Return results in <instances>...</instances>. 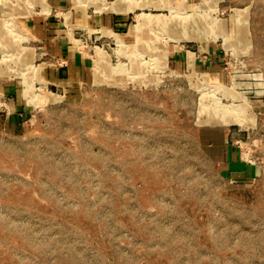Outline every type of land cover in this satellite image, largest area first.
<instances>
[{"label": "rangeland", "instance_id": "374dc122", "mask_svg": "<svg viewBox=\"0 0 264 264\" xmlns=\"http://www.w3.org/2000/svg\"><path fill=\"white\" fill-rule=\"evenodd\" d=\"M81 1L33 0L18 15L0 1V23L19 27L10 59L0 51V111L26 110L0 121V264H264V0ZM119 2L134 9L111 12ZM75 9L128 19L80 27ZM48 14L91 64L66 91L45 78L44 42L19 25ZM34 69L40 80L23 89ZM245 78L247 89L235 83ZM223 132L259 168L255 182L221 173L209 138Z\"/></svg>", "mask_w": 264, "mask_h": 264}, {"label": "crops", "instance_id": "0c3cea01", "mask_svg": "<svg viewBox=\"0 0 264 264\" xmlns=\"http://www.w3.org/2000/svg\"><path fill=\"white\" fill-rule=\"evenodd\" d=\"M8 1L10 2L11 0H6V2ZM15 1L16 4L13 5L11 3L8 9L16 12V15H18V11L26 12L33 7H27L30 2V5H32L33 0H14V2ZM81 2H83V0ZM20 3L22 4L19 5ZM54 5V2H51V13L53 12V8H55ZM110 7L112 8L111 12L120 14L130 13V11L134 9H132L127 2H119L117 7ZM141 7L142 6L139 4L136 9H140ZM83 13L86 15L84 11L75 9V25L80 27L105 26L108 28L111 27L120 30L124 29L128 19L127 15L102 14L95 15L92 19L89 20L90 16L88 15L87 17H84ZM19 25L25 27L28 30V33L36 40L44 42L45 47L49 51V54H52V68L49 69L45 78L47 81H52V85L54 87L61 88L66 91L81 84L85 80H89L92 78L89 73V68L91 64L86 60L84 56L80 54L76 44L72 42L68 31L63 27V23L56 18V14H48L44 17L31 16L29 19L21 18L19 20ZM14 28L16 31L19 28L16 23H0V51H3L4 53L7 52L3 54L4 57L8 59H10L11 56L8 54L12 46V43L10 41L11 29ZM20 31L21 33H23L21 28ZM208 53V55L215 60V58L217 57L215 50L209 49ZM168 62L169 66L174 70H181L183 68V65L186 64L187 59L185 58V56L181 55V52L179 50H174L168 57ZM196 64L197 62L195 61L196 69L198 67L210 68V66H207L206 63H204L205 65L198 64V66ZM33 73L34 77L28 79V81L24 83L25 86H23V89L27 86H30L32 88L31 83L33 82V80H40L38 74H36L37 70L34 69ZM47 81L43 80L42 82L48 84ZM250 82L251 81H248L246 78L241 80L239 79L238 81L235 80V83H245L243 89H247V87H249ZM9 87V85L5 86V88H3V91H8ZM243 94L251 101L253 106L256 108V111H261L259 109L262 107L263 104H260L259 101L258 103L252 102L253 99L249 97L248 92L244 91ZM5 103H3L2 105L4 107V110L2 112L0 111V121H2V123L4 122L6 124H9L10 126L17 125L23 119L24 115H26V110L21 106V104H18V102H13L10 104L6 101ZM229 138H231V136L224 135V132L222 134H218L217 138H213V141L211 138H209V140H211V143L217 141V143L220 145L218 150H212V153L213 159L219 166L221 173L223 175H226L229 180L233 181L236 184L249 185L255 182L260 173L259 168L253 163L243 160L241 158V153L239 149L235 147L234 144L230 143L231 140Z\"/></svg>", "mask_w": 264, "mask_h": 264}, {"label": "bare ground", "instance_id": "6f19581e", "mask_svg": "<svg viewBox=\"0 0 264 264\" xmlns=\"http://www.w3.org/2000/svg\"><path fill=\"white\" fill-rule=\"evenodd\" d=\"M151 23V22H150ZM116 38V40L120 43L121 41L119 40V38L118 37H115ZM118 38V39H117ZM103 65H104V61L102 60H100V61H95L94 63H93V66H92V68H93V73H94V75H95V73H98V72H101L102 73V70H103ZM100 73V74H101ZM94 77V76H93ZM28 90V89H27ZM24 92L25 91H21V94H22V99L24 100V98L26 99L27 97H24ZM43 96V95H42ZM42 96H40V99H43L44 100V98L42 97ZM27 100V99H26ZM26 105V104H25ZM26 106H28V107H30V109H31V106H30V104H27ZM243 110V109H242ZM240 111H241V109H240Z\"/></svg>", "mask_w": 264, "mask_h": 264}]
</instances>
